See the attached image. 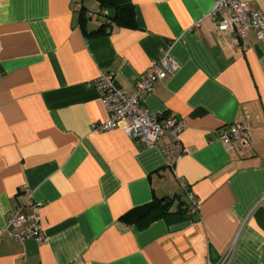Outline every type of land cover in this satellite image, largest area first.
I'll list each match as a JSON object with an SVG mask.
<instances>
[{"label": "crops", "instance_id": "crops-1", "mask_svg": "<svg viewBox=\"0 0 264 264\" xmlns=\"http://www.w3.org/2000/svg\"><path fill=\"white\" fill-rule=\"evenodd\" d=\"M130 1L134 26L96 35L111 12L98 0H0V264H208L228 252L225 264H264V38L220 29L213 0ZM166 54L178 67L143 101L185 121L174 165L169 133L149 147L126 123L94 131L108 111L88 85L111 72L132 91ZM231 123L244 125V147L216 138ZM27 190L46 241L11 235ZM177 194L186 211L175 199L138 227L139 209Z\"/></svg>", "mask_w": 264, "mask_h": 264}, {"label": "built area", "instance_id": "built-area-1", "mask_svg": "<svg viewBox=\"0 0 264 264\" xmlns=\"http://www.w3.org/2000/svg\"><path fill=\"white\" fill-rule=\"evenodd\" d=\"M210 15L216 18L218 27L222 30H235L241 40H244L248 31L255 32L258 38H264V11L252 7L244 0H213ZM177 63L169 54L154 59L151 69L145 77L138 79L132 91L117 88L113 83V73L105 72L90 80L88 85L94 86L108 111L106 120L96 123L94 131H106L126 123L124 131L132 138L144 140L149 147L154 146L158 140L169 133L172 140L164 146V152L169 163L174 165L184 154L180 133L185 128V121L174 117L160 118L151 113L144 105L143 92L153 89L154 82L165 78L168 73L177 69ZM216 138L221 140L228 148L244 147L248 144L246 129L241 123H231L216 130ZM27 196L11 215L8 226L14 231L12 236L19 242L34 239L38 242L47 240L45 228L40 214L41 203L36 202L30 190ZM187 211L192 213L197 209V201L191 193ZM26 207L30 209L27 211ZM4 237L0 232V242ZM229 257L226 253L218 262L208 264H225Z\"/></svg>", "mask_w": 264, "mask_h": 264}, {"label": "trees", "instance_id": "trees-1", "mask_svg": "<svg viewBox=\"0 0 264 264\" xmlns=\"http://www.w3.org/2000/svg\"><path fill=\"white\" fill-rule=\"evenodd\" d=\"M103 7H107L111 12L107 13L110 18L109 22H103L92 34H103L107 32L108 27L112 22L122 26H134V12L133 5L130 0H98ZM82 16V25L84 24ZM178 200V211H186L183 207L185 201L181 198V194L172 197L155 198L152 202L148 203L135 213V222L139 228H145L150 223L158 220L172 212V205Z\"/></svg>", "mask_w": 264, "mask_h": 264}]
</instances>
